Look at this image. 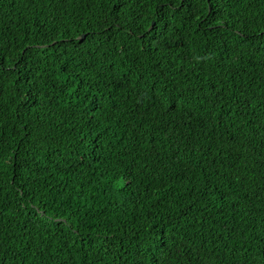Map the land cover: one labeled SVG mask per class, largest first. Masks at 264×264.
Returning a JSON list of instances; mask_svg holds the SVG:
<instances>
[{
	"label": "trees",
	"instance_id": "trees-1",
	"mask_svg": "<svg viewBox=\"0 0 264 264\" xmlns=\"http://www.w3.org/2000/svg\"><path fill=\"white\" fill-rule=\"evenodd\" d=\"M142 7L150 13L159 0H129L122 20ZM110 8L105 0H0V45L13 69L0 74V264H264V0H223L217 8L231 27L207 34L168 9L180 36L171 50L142 52L114 30L91 52H65L58 36L83 30L89 13L84 27L102 28ZM109 59L114 80L102 75ZM161 71L187 85L186 104L174 131H157L153 144L149 88ZM205 108L223 114L219 127ZM93 169L118 174L103 192L85 189ZM189 170L197 186L211 179L215 195L168 225L175 239L162 248L148 196Z\"/></svg>",
	"mask_w": 264,
	"mask_h": 264
},
{
	"label": "snow or ice",
	"instance_id": "snow-or-ice-1",
	"mask_svg": "<svg viewBox=\"0 0 264 264\" xmlns=\"http://www.w3.org/2000/svg\"><path fill=\"white\" fill-rule=\"evenodd\" d=\"M105 2L111 4L109 13L111 20L109 21L106 19L102 28L84 27V25H90L92 23L90 19L91 13H89V18L81 25L83 30L76 31L75 35L58 36L59 42L65 46V52H68L69 49H79L84 53L91 52L94 50V44L98 43V38L100 36H104L106 39L110 40L114 30L125 33L131 41L139 42L142 52L150 49L156 51H163L165 49L171 50L175 46V41L180 39V36L178 34V29L174 26L173 17L168 9H173L175 12L183 11L189 19L194 20L200 26V29L203 30L205 34H207L208 30L212 32H223L229 30L231 27L228 23L227 15L221 9L217 8V4H222L223 0H215V2L214 0H159L158 9L154 8L152 12L149 13L142 7L141 10L136 13L135 18L128 17L124 20H122V14L129 0H105ZM148 2L149 0H142V4L145 6ZM201 5L207 6L203 16L200 15ZM145 22L147 26H145ZM204 25H207V29H204ZM66 31L71 33L73 30L71 26H68ZM261 34H264V28L261 29ZM237 35L242 36L243 31L238 30ZM48 44L49 46H53L51 41H49ZM25 50L31 51L27 45H25L24 49H21V51ZM120 51L123 53L129 51V49L122 47ZM5 55L6 53L4 52L3 45H0V74L13 70L11 65L6 64ZM107 63L110 64L111 67L107 68L102 75L105 79L112 77L114 80L116 77L113 76V70L117 65L113 59H109ZM157 66L161 67L159 63ZM17 69H19V65H17ZM128 71H131V69H128ZM65 80H70V77H65ZM155 80L156 84H153L149 88V92L152 94L150 110H155L154 115L157 117L153 122L155 125V130L152 134L153 144L156 143L155 136L157 131H174L172 125L176 122L173 117L178 112H183L186 104L184 89L187 87V85H180L178 81H175V75L166 71H161L155 77ZM157 85H159V89ZM119 86L122 85H118V87ZM213 87H215V84ZM218 97L219 94H217L216 98L209 99V104L219 103ZM254 99L255 97L248 98L247 103L241 110V114L249 107L253 106L252 101ZM102 103L103 101L98 99L97 102L93 104V109L89 110V114L92 116L93 120L99 119L96 116V110L99 109L102 111ZM257 103H264V98L258 100ZM136 107L139 108V103H137ZM205 111L208 112L212 123L219 127L220 123L224 120L223 114L215 112L210 108H205ZM105 115H107V113H105ZM232 115L236 116L235 111L232 112ZM230 123H234V121ZM104 127L107 128L108 125ZM258 127H260V125H258ZM101 131H103V129H101ZM238 139V137H233V141H238ZM80 143H84V138H81ZM221 155H223V152ZM4 167V160L2 156H0V170L4 169ZM117 174L118 173L113 170V175L109 176L108 169H104L100 173H98L96 169H93L90 178L84 181L83 187L88 189L89 186H93L92 190L98 188L103 192L104 186L107 185V181L113 180ZM212 174L217 178V182L219 183H224V180L227 179L219 169H215ZM203 175L204 173L201 172L200 176L203 177ZM174 176L175 179L172 183L166 182L162 186H155L152 190V194L148 196V199L153 201L150 207L160 217L159 221L156 222L154 226L160 228L163 235V240L161 241L162 248L167 247L169 240L174 241L175 239L174 236L168 234L170 231L168 225L175 228L177 222L188 219L193 207L197 205L203 207L201 202L206 196L211 198L215 195L212 191V189L215 188V184L212 183L211 179H209L207 183L201 179V187L196 185L194 180L196 176L195 172L190 170L187 173L177 172ZM121 179H124V177H121ZM131 182V178L129 177L127 183L131 184ZM118 188L122 189L123 184L118 183ZM76 194L82 195L83 193L78 188ZM186 196L188 197L187 204L183 203ZM78 207H82V205H78ZM0 212H2V209H0ZM0 243H3V241L0 240ZM152 264H161L160 257H155Z\"/></svg>",
	"mask_w": 264,
	"mask_h": 264
}]
</instances>
